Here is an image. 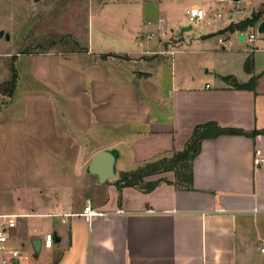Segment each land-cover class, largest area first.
Instances as JSON below:
<instances>
[{"label":"crops","instance_id":"crops-1","mask_svg":"<svg viewBox=\"0 0 264 264\" xmlns=\"http://www.w3.org/2000/svg\"><path fill=\"white\" fill-rule=\"evenodd\" d=\"M10 1L47 12L83 5L88 14L80 52L21 55L31 58L32 82L20 68V96L0 109V215L17 216L9 230L17 264H264V160L254 161L256 150L264 158V34L249 43L254 27L226 30L255 9L244 15L226 0ZM195 6L207 17L191 26L186 10ZM227 77L254 78V88ZM207 122L245 133L202 140L187 187L172 170L144 176L156 182L150 190L97 184L85 171L93 154L115 147L120 178L182 151ZM87 202L100 214L84 213ZM46 233L52 247L41 244L35 257L31 240Z\"/></svg>","mask_w":264,"mask_h":264},{"label":"rangeland","instance_id":"rangeland-1","mask_svg":"<svg viewBox=\"0 0 264 264\" xmlns=\"http://www.w3.org/2000/svg\"><path fill=\"white\" fill-rule=\"evenodd\" d=\"M226 2L236 6L238 8L236 11L244 12V15H249L251 10L256 11L264 6V0H226ZM186 19L188 21L187 16ZM87 24L88 14L83 5L68 6L63 9L59 7L47 12L43 6L36 3L21 5L10 0L0 2V29L10 36L8 40L0 36V109L4 110L8 107L21 93V89H17L16 86L12 95L4 90L6 85L9 86L13 76L12 69L16 71V85L18 79L20 80L18 70L23 67L22 81L32 82L31 58L27 56L21 58V55L50 49L64 54L72 51L80 52L79 50L86 45L84 33L88 28Z\"/></svg>","mask_w":264,"mask_h":264},{"label":"trees","instance_id":"trees-1","mask_svg":"<svg viewBox=\"0 0 264 264\" xmlns=\"http://www.w3.org/2000/svg\"><path fill=\"white\" fill-rule=\"evenodd\" d=\"M264 18V6L259 10L253 11L251 15L237 23L230 24L226 30L230 32L245 31L248 27H254L256 23ZM13 70V76L10 79L9 86L6 85V90L9 95H12L16 86V71ZM231 85L238 89H253L255 79L252 78L248 83L240 84L231 77H227ZM2 89V86H1ZM240 129L222 128L215 122H207L198 125L194 128L192 135L185 148L174 153L171 157H162L158 160L147 162L129 173H123L115 183L118 186H134L145 190L152 189L156 182L146 183L143 181L144 176L162 171L172 170L175 173L176 183L178 185L189 186L191 181V160L199 150L202 140L207 138L217 137L222 134H244Z\"/></svg>","mask_w":264,"mask_h":264},{"label":"built area","instance_id":"built-area-1","mask_svg":"<svg viewBox=\"0 0 264 264\" xmlns=\"http://www.w3.org/2000/svg\"><path fill=\"white\" fill-rule=\"evenodd\" d=\"M223 1V0H217ZM186 15L190 22L191 26L198 24L199 21L205 19L207 17L206 10L199 7H191L186 10ZM217 16H220V13H216ZM256 30V29H255ZM259 33H250L247 35V40L249 43H253L256 40V36ZM263 35V34H260ZM245 36V35H244ZM219 43L222 45L230 44L231 40L226 38H219ZM256 155L254 161L257 165L263 162L264 158L261 155L260 150H256ZM84 213L88 214V216L100 214L93 211H90V204L87 202L86 206L83 210ZM16 215L14 214H5L0 215V263L1 264H17L19 258L21 257L20 250L11 245L9 230L15 226L16 223ZM53 243V236L51 233H46L43 235L41 240V244L44 248H51Z\"/></svg>","mask_w":264,"mask_h":264},{"label":"water","instance_id":"water-1","mask_svg":"<svg viewBox=\"0 0 264 264\" xmlns=\"http://www.w3.org/2000/svg\"><path fill=\"white\" fill-rule=\"evenodd\" d=\"M190 28L191 26H187L185 29L189 30ZM254 28L257 33L264 34V18L259 20ZM0 36H4L6 40L10 38L8 33H3L2 29H0ZM243 36L244 33H241L240 38L242 39ZM119 157L120 152L115 147L99 150L89 159L85 171L86 173L96 177L97 184L105 182L115 183L119 179L116 166ZM31 245L33 247L34 256L37 257L41 249V238H33L31 240Z\"/></svg>","mask_w":264,"mask_h":264}]
</instances>
